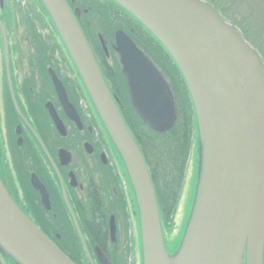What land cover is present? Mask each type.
Instances as JSON below:
<instances>
[{
  "label": "water",
  "instance_id": "1",
  "mask_svg": "<svg viewBox=\"0 0 264 264\" xmlns=\"http://www.w3.org/2000/svg\"><path fill=\"white\" fill-rule=\"evenodd\" d=\"M41 1L126 160L142 228L148 232L145 260L147 264H167L152 179L77 26L74 15L79 12L73 14L65 0ZM114 1L143 23L170 53L193 100L205 173L197 191L199 208L189 226L187 247L184 244L179 255L180 264H241L244 253L247 264H264V65L239 32L200 0ZM0 27L5 37L1 22ZM115 34L131 106L153 131H170L177 110L169 84L124 32ZM5 45L7 52V40ZM52 77L59 99L79 123L65 89L54 74ZM55 120L61 130V122ZM31 183L49 209L45 188L35 177ZM115 230L112 217V241ZM0 244L23 264H73L20 210L1 181ZM95 252L100 263L108 264L104 253Z\"/></svg>",
  "mask_w": 264,
  "mask_h": 264
},
{
  "label": "flooded vegetation",
  "instance_id": "2",
  "mask_svg": "<svg viewBox=\"0 0 264 264\" xmlns=\"http://www.w3.org/2000/svg\"><path fill=\"white\" fill-rule=\"evenodd\" d=\"M66 1L71 5L74 13L80 12L76 17L78 26L91 50L95 66L122 114L124 103L130 101V96H128L129 90L123 73L121 56L116 51L115 33L124 32L144 53L148 46L145 42L150 37L135 17L111 3L110 0H101L102 8H114L115 23L121 25L122 28L115 30L113 37L110 32L102 35L97 31L95 34L92 23L95 24L96 21L88 19L93 8H88L84 0ZM2 5L0 4L1 8ZM2 24L7 39L0 27L2 33L0 56L3 67L0 82V174L3 175V183L0 181L19 208L35 224L37 220H58L68 216L76 231L74 219L78 223L80 217L89 216L84 206L89 195L95 193V188L99 183L96 179L101 178L105 183L109 180L111 173L120 179L119 166L107 154L109 145L98 128L97 118L94 117L90 106L86 105V108L82 106L84 102L82 99L85 100L83 97L85 87L84 84H77V81L73 80L72 73L76 69L77 79L81 82L83 78L78 69L74 67L75 64L69 52L64 50L65 55L63 44H58L57 30L53 27L54 25H46L54 35L53 45L47 40L48 38L43 37L46 45H39V48L44 50L52 48L55 43L60 48L55 55L52 52L41 50L25 52L16 50L15 38L11 36L8 25ZM36 26L38 32L42 33L41 27ZM24 29V32L29 31L27 27ZM4 39L7 40V52ZM23 43L29 46L30 40L24 39ZM161 54L162 62H165V66L169 65L167 55ZM146 55L169 82L165 66L162 69L152 54L146 53ZM70 63L71 70L68 68ZM52 74L57 77L65 89L66 99L75 109L79 123L69 115L65 105L59 99ZM57 118L62 124L61 130L56 123ZM33 177L45 188L49 209L42 203L43 197L40 191L31 183ZM121 186L124 193L122 181ZM112 217L115 219L114 216ZM115 225L118 232L119 227L116 220ZM78 227L81 231L79 223ZM108 227L110 232V222ZM54 234L55 239L48 238L57 246L58 241L61 242V235ZM103 237L105 238V235ZM84 238L86 240L85 236ZM97 242L91 245L88 251L93 253L96 264H102L95 251L99 249L106 256L105 251L109 250L112 242L108 239ZM86 244L88 247L87 240ZM107 261L110 260L107 258Z\"/></svg>",
  "mask_w": 264,
  "mask_h": 264
},
{
  "label": "rangeland",
  "instance_id": "3",
  "mask_svg": "<svg viewBox=\"0 0 264 264\" xmlns=\"http://www.w3.org/2000/svg\"><path fill=\"white\" fill-rule=\"evenodd\" d=\"M206 3L211 7L216 13L223 19L226 23L233 26L237 32L243 37V39L248 43L250 48L256 53L261 63L264 65V0H200ZM232 3V5L230 4ZM71 8V5H68ZM29 11L31 12L32 21L34 19L40 20L41 18L45 19L44 23H26L29 17ZM28 16V17H27ZM40 16V17H39ZM24 18V21L22 20ZM76 18L77 16L74 15ZM30 18V17H29ZM0 19L3 23H6L9 27L10 34L15 38L14 45L17 46L18 51L25 52L30 51V47L27 43H23L25 40H30L32 34H35L36 25L41 27V31L44 37L48 38L47 40L53 44L54 35L52 30H50L46 25L50 24L52 26V17L47 12V9L44 7L41 0H4L3 8L0 7ZM29 31L24 32V27L28 28ZM54 29V28H53ZM54 31V30H53ZM55 33V32H54ZM24 36L25 38H23ZM58 36V44L62 43L63 52L64 50L68 53L65 44L63 43L61 37ZM51 37V38H50ZM2 33L0 31V54L2 52ZM48 45H50L48 43ZM155 52V51H152ZM66 55V53H65ZM154 57L157 59L160 67L163 69L165 62H162L161 53H154ZM170 65H166V76L169 80V84L173 89L174 99L176 104L177 113H179L183 108V102L185 99L191 100L190 103L193 106V111L195 112L193 100L191 94L189 93L188 86L184 84L182 77L179 76L175 64L172 62L171 58H168ZM71 63L69 64L70 68ZM75 67V66H74ZM263 67V66H262ZM2 61L0 56V82L2 79ZM72 68V66H71ZM70 68V70H71ZM264 68V67H263ZM79 72V71H78ZM70 73V72H68ZM73 80L77 84H84L85 92L83 96L85 100L82 99L83 107L86 108V105H89L96 117L98 128H100L103 137L108 143L109 148H107V154L110 155V159L119 166L120 179H122L124 194L126 196L129 214L127 222L125 219L120 220L119 225V235L116 234V239L119 238L121 246L128 245L130 249V256L127 258V264H147L146 256L144 253V243L148 241V232L146 229L142 228L141 223V213L139 203L136 197V192L133 186V181L131 178L130 170L126 163V160L123 158L118 145L116 144L113 136L111 135L107 125L105 124L103 117L100 114V110L97 107L96 100L86 87L85 82L77 79L78 75L75 69V72L72 73ZM76 76V78H74ZM82 78V77H81ZM166 79V78H165ZM80 94V92H79ZM81 96V95H80ZM186 101V100H185ZM193 112V113H194ZM195 128L192 136V142L189 151L186 154L179 155V166L180 168L178 175L175 176L178 179V182L181 184V190L178 197L177 206H175V212L172 214V217L165 220L161 217V227L163 234V252L164 255L172 254L173 258H176V261L171 264H180L182 259L179 256L183 250L184 244L187 247V241L190 238L192 225L191 221L194 220L195 214L199 208V197L197 191L203 186L204 173H205V159L203 154V148L201 144L200 133L196 121V113H194ZM176 123V122H175ZM174 127V126H173ZM172 127V129H173ZM171 129V130H172ZM154 132V131H153ZM135 138V137H134ZM149 173L151 175V168L147 166ZM157 176V175H156ZM2 177V179H1ZM0 180L3 183V175L0 174ZM157 181H159L156 178ZM175 182V178L173 179ZM176 183V182H175ZM179 185V184H178ZM174 189H170V196L172 195ZM130 201V202H129ZM172 211V210H171ZM173 213V211H172ZM191 223V224H190ZM127 234V235H126ZM147 236V237H146ZM133 238V242L131 241ZM55 239V237H53ZM118 240V241H119ZM129 240V242H128ZM86 242V241H85ZM128 242V243H127ZM132 242V247H131ZM0 244V260L2 264H23L20 262L11 252L1 247ZM132 249V252H131ZM85 251V249H84ZM91 254V253H90ZM93 254V253H92ZM178 255V256H176ZM124 257V255H122ZM83 264H96L95 258L93 255L87 256L86 259L82 260ZM241 264L246 263V253L242 257Z\"/></svg>",
  "mask_w": 264,
  "mask_h": 264
},
{
  "label": "trees",
  "instance_id": "4",
  "mask_svg": "<svg viewBox=\"0 0 264 264\" xmlns=\"http://www.w3.org/2000/svg\"><path fill=\"white\" fill-rule=\"evenodd\" d=\"M91 1L92 0H84V4L87 5L88 8H93L94 12L97 10L96 13L91 10L88 16V19H93L96 21L95 24L92 23V29L94 30L95 34L97 31L101 32L102 35H107L110 32L113 37V32L122 28L121 25L119 26L115 23L116 12L114 11V8H102L103 4H101V0H96L95 2ZM111 3L116 4L114 1H111ZM230 4L232 5V3ZM116 5L122 8L120 5ZM99 8L100 10H98ZM122 10L125 11L123 8ZM29 17L26 23L45 22V19L41 18L40 16V20L34 19L32 21L30 11ZM22 20L24 21V18ZM35 32L36 33L32 34V37L30 38V51H48L52 52L54 55L59 51L60 48L55 43L52 48H46L45 50L41 47L39 48V45H46L44 42L45 38H43V34L41 32L39 33L36 29ZM147 34L149 35L150 39L147 41L145 40V43L148 45L147 49L145 48L146 53H150L152 55L157 52L164 53L168 58H171L172 62L175 64L172 57L168 52H166L167 50H165L158 39L152 35L150 31H147ZM175 68L186 85V82L176 64ZM185 100L183 102L184 108L178 113L173 129L168 133L160 135L159 133L153 132L148 126H146V124L141 120V118L131 106L130 101L124 103L125 106L122 110V116L126 125L129 127V130L133 135L132 137H135V140L143 154L142 157H144L147 166L149 169L151 168V177L153 187L155 189V198H157L160 216L162 219H169V222L172 214L175 212V206H177L182 184L178 182L177 177H175L178 175L180 170V168L177 169L180 162L178 156L186 154L189 151L193 136L192 133H194L195 128L194 111L193 106L190 103L191 100ZM156 178L159 181H157ZM174 178L176 183L173 180ZM96 180V182L99 183L95 188V193L89 195L84 206L86 207L85 210L89 216L80 217V220H78L81 232L86 237L88 242L89 249H91V245L98 243L97 241H105L108 239L109 242H111L108 226L112 216L115 217L114 220H116L118 227L120 225V220H126L129 216L127 212V202L121 189L122 186L119 177H117L114 173H111L109 175V180H106L105 183H103V179L101 178ZM170 189H174V192L172 191L171 196L168 194ZM71 221V218L67 216L58 220H37L36 224L47 237L52 238L55 237L54 233H59L61 235V242L58 241L57 247L63 252V254L73 261L74 264H82V260L86 259L87 254L84 251L83 243H80L81 240L79 235L77 234V231H75ZM104 235L105 238L103 237ZM118 240L119 238L115 240V243H111L109 250L105 251L106 256L110 260L109 262H111V264H127L126 260L128 256H130V249L127 247V244L121 246L120 240ZM131 241L133 242V238H131ZM90 253L92 255V252ZM122 255H124V257ZM0 264H2L1 260Z\"/></svg>",
  "mask_w": 264,
  "mask_h": 264
},
{
  "label": "bare ground",
  "instance_id": "5",
  "mask_svg": "<svg viewBox=\"0 0 264 264\" xmlns=\"http://www.w3.org/2000/svg\"><path fill=\"white\" fill-rule=\"evenodd\" d=\"M167 257H168L167 259H168V263H169V264L175 262V259H173L172 254H167ZM168 263H167V264H168Z\"/></svg>",
  "mask_w": 264,
  "mask_h": 264
}]
</instances>
